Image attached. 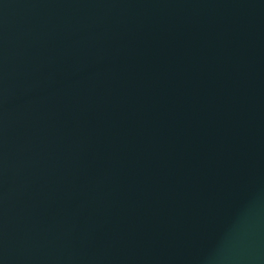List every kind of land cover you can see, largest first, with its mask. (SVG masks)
<instances>
[{"label": "water", "instance_id": "95a60500", "mask_svg": "<svg viewBox=\"0 0 264 264\" xmlns=\"http://www.w3.org/2000/svg\"><path fill=\"white\" fill-rule=\"evenodd\" d=\"M0 264H264V0H0Z\"/></svg>", "mask_w": 264, "mask_h": 264}]
</instances>
